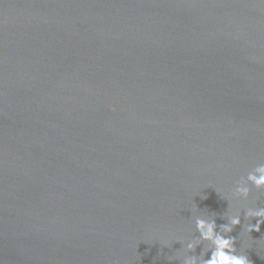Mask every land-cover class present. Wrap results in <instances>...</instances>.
Segmentation results:
<instances>
[{
  "label": "water",
  "instance_id": "1",
  "mask_svg": "<svg viewBox=\"0 0 264 264\" xmlns=\"http://www.w3.org/2000/svg\"><path fill=\"white\" fill-rule=\"evenodd\" d=\"M261 163L264 0H0V264H264Z\"/></svg>",
  "mask_w": 264,
  "mask_h": 264
},
{
  "label": "clouds",
  "instance_id": "2",
  "mask_svg": "<svg viewBox=\"0 0 264 264\" xmlns=\"http://www.w3.org/2000/svg\"><path fill=\"white\" fill-rule=\"evenodd\" d=\"M252 187L257 190H264V163L257 165L249 171L246 177L240 178L232 190L231 197L247 200ZM222 198L228 200L223 196ZM196 209L198 208L196 207ZM246 216L256 218V223L250 224L246 231L249 234L253 231L260 232L261 225H264V208H250ZM227 219L228 223L219 225V231H217L216 220L213 217L204 215L194 216V228L199 233V237L179 240V242H184L186 252H194L196 247L202 242H207V247L199 256L186 255L183 264H251L246 254H238L234 246L235 238L227 235L232 232L235 226L241 223L239 211L229 215ZM209 251L211 253L210 258L205 259V253Z\"/></svg>",
  "mask_w": 264,
  "mask_h": 264
}]
</instances>
